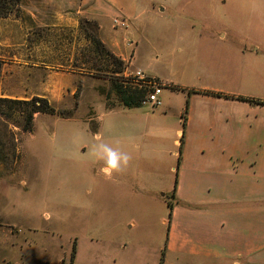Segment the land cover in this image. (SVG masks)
I'll return each mask as SVG.
<instances>
[{"label": "rangeland", "instance_id": "1", "mask_svg": "<svg viewBox=\"0 0 264 264\" xmlns=\"http://www.w3.org/2000/svg\"><path fill=\"white\" fill-rule=\"evenodd\" d=\"M263 6L156 0L144 26L127 36L134 43L127 62L102 44L122 61L119 75L112 73L119 65L89 41H101L95 22L82 16L80 37L68 39L74 53L68 47L63 55L72 62L47 80L40 69L12 63L29 61L31 54L15 49L31 45L39 31L25 38L4 22L0 97L44 98L57 113L34 115L30 133L0 124V264H165L166 202L181 219L190 168L219 159L221 148L263 158L264 106L224 98L264 100ZM137 71L160 86L159 107L118 103L112 82L145 97L153 90ZM186 101L187 133L179 120ZM182 133L179 149L174 140ZM99 143L128 153L126 166L100 173ZM175 182L182 200L172 197Z\"/></svg>", "mask_w": 264, "mask_h": 264}, {"label": "crops", "instance_id": "2", "mask_svg": "<svg viewBox=\"0 0 264 264\" xmlns=\"http://www.w3.org/2000/svg\"><path fill=\"white\" fill-rule=\"evenodd\" d=\"M255 1L264 5V0ZM155 3L156 0H21L18 14L13 12L0 19V29L7 22L9 31L25 33V38L39 31V38L31 45L15 50L38 53V58L33 57L40 61L33 62L30 55L29 61L16 58L12 63L20 70L40 69L47 80L63 71L66 62H72V57L68 60L63 55L69 47L68 39L80 37L82 16L95 22L100 42L127 62L130 49L125 40L144 26ZM115 16L128 19L127 31L111 26ZM260 18L264 22V14ZM142 38L139 35V40ZM70 51L74 53L73 45L67 50ZM67 72L73 77L80 74L73 68ZM226 99L253 108L264 106V100L255 98ZM183 116L187 133V101L184 113L179 115L181 123ZM174 143L179 144L177 139ZM219 155V159L208 163L200 161L187 173V198H183L187 207L180 212L181 219H177L176 204L171 203L165 264H264V155L261 158L259 152V158L254 159L249 153L227 148H221ZM181 197L176 186L174 198L182 200Z\"/></svg>", "mask_w": 264, "mask_h": 264}, {"label": "trees", "instance_id": "3", "mask_svg": "<svg viewBox=\"0 0 264 264\" xmlns=\"http://www.w3.org/2000/svg\"><path fill=\"white\" fill-rule=\"evenodd\" d=\"M21 0H0V19L7 18L10 14L17 11L19 8ZM91 44L99 49L100 53L105 52L107 56L111 59V63L113 61V65L116 63L119 65L118 69H114L112 73L115 75L122 74L124 71L122 61L116 59L111 53L104 49L102 43L98 40L95 35L88 36ZM113 70V69H112ZM0 78H1V62H0ZM113 89L117 95V101L120 106L124 108H135L142 105V102L145 100L144 91L140 89H126L123 90L121 85L112 82ZM216 97H220L221 95H215ZM228 98V97H224ZM240 101H247L243 98H237ZM253 102V101H250ZM259 104L257 101L255 102ZM262 104V103H260ZM56 110L50 106L48 101L44 98L40 97H32L30 100L18 101L12 100L8 98L0 97V117L5 119H0L1 122H4V127L8 128V126H13L14 128H18L21 132L30 133L33 129V120L34 115L36 114H47L53 115L56 114ZM9 122V123H5ZM182 126H185L184 116L182 117ZM183 138V133L179 139V149L182 148L181 139ZM178 164V163H177ZM176 191V182L174 183V187L172 190V197L174 198V194ZM166 206L169 210L168 218L171 214L172 204L168 201L166 202ZM74 252V245L72 247V253ZM159 264H162V259Z\"/></svg>", "mask_w": 264, "mask_h": 264}, {"label": "clouds", "instance_id": "4", "mask_svg": "<svg viewBox=\"0 0 264 264\" xmlns=\"http://www.w3.org/2000/svg\"><path fill=\"white\" fill-rule=\"evenodd\" d=\"M96 139L100 140V135L96 134ZM95 151L99 158L103 161L99 172L104 176H111L114 171H119L123 166H126L129 155L126 152L120 151L105 143H99L95 146Z\"/></svg>", "mask_w": 264, "mask_h": 264}, {"label": "built area", "instance_id": "5", "mask_svg": "<svg viewBox=\"0 0 264 264\" xmlns=\"http://www.w3.org/2000/svg\"><path fill=\"white\" fill-rule=\"evenodd\" d=\"M111 26L114 29H118L121 31H127L130 27V23H129L128 19H126L125 17L115 16L111 19ZM125 44L127 45V47H129L130 52H133L134 43L130 39L127 38L125 40ZM129 57H130V54H129ZM135 77L141 83L153 86L152 87L153 90L148 92L145 100L142 102V105H145L148 103L153 107H159L160 102H159L157 96L160 93V86H158L156 83H150V81L145 80L144 76L142 75V73L140 71L135 72Z\"/></svg>", "mask_w": 264, "mask_h": 264}]
</instances>
